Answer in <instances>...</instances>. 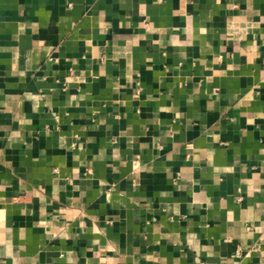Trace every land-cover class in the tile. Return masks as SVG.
I'll use <instances>...</instances> for the list:
<instances>
[{"label": "crops", "instance_id": "1", "mask_svg": "<svg viewBox=\"0 0 264 264\" xmlns=\"http://www.w3.org/2000/svg\"><path fill=\"white\" fill-rule=\"evenodd\" d=\"M0 264H264V0H0Z\"/></svg>", "mask_w": 264, "mask_h": 264}]
</instances>
